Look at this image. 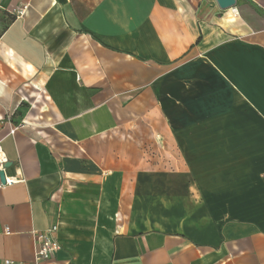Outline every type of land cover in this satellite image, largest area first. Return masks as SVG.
I'll list each match as a JSON object with an SVG mask.
<instances>
[{
  "label": "crops",
  "instance_id": "0c3cea01",
  "mask_svg": "<svg viewBox=\"0 0 264 264\" xmlns=\"http://www.w3.org/2000/svg\"><path fill=\"white\" fill-rule=\"evenodd\" d=\"M0 145V264H264V0H0Z\"/></svg>",
  "mask_w": 264,
  "mask_h": 264
},
{
  "label": "rangeland",
  "instance_id": "374dc122",
  "mask_svg": "<svg viewBox=\"0 0 264 264\" xmlns=\"http://www.w3.org/2000/svg\"><path fill=\"white\" fill-rule=\"evenodd\" d=\"M160 125L158 122L157 125ZM163 130V129H161ZM167 136L158 135V131H151V146L149 147V157L145 163L147 169H150L154 174H161L160 172H168L175 178L176 174L183 173L184 165L181 155L180 144L174 137V134H166ZM128 165V164H127ZM125 165V168L128 166ZM186 176H183V181L187 183ZM176 179V178H175ZM174 179V180H175Z\"/></svg>",
  "mask_w": 264,
  "mask_h": 264
},
{
  "label": "built area",
  "instance_id": "2783aa9c",
  "mask_svg": "<svg viewBox=\"0 0 264 264\" xmlns=\"http://www.w3.org/2000/svg\"><path fill=\"white\" fill-rule=\"evenodd\" d=\"M22 14V12H19ZM17 131L16 127H12L11 133H15ZM9 164V160L7 159L5 153L2 150L0 145V171L5 173L6 182L0 183V189H4L13 184L23 182L22 177L13 176L9 177L6 175L7 165ZM59 232V225H53L47 231L33 232V240H34V259L32 262H18L13 260H5L4 264H41L47 262L48 260L55 259L57 254L61 251V245L59 240L57 239V234Z\"/></svg>",
  "mask_w": 264,
  "mask_h": 264
},
{
  "label": "water",
  "instance_id": "95a60500",
  "mask_svg": "<svg viewBox=\"0 0 264 264\" xmlns=\"http://www.w3.org/2000/svg\"><path fill=\"white\" fill-rule=\"evenodd\" d=\"M219 7L223 10H229L236 6L237 0H216ZM11 166V163L7 165V168ZM0 177L3 183L6 182L5 173L0 171Z\"/></svg>",
  "mask_w": 264,
  "mask_h": 264
}]
</instances>
